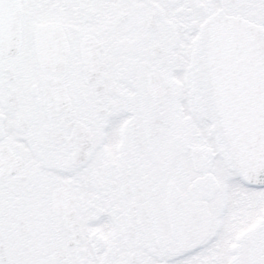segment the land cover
I'll return each instance as SVG.
<instances>
[{"label": "snow or ice", "instance_id": "obj_1", "mask_svg": "<svg viewBox=\"0 0 264 264\" xmlns=\"http://www.w3.org/2000/svg\"><path fill=\"white\" fill-rule=\"evenodd\" d=\"M0 264H264V0H0Z\"/></svg>", "mask_w": 264, "mask_h": 264}]
</instances>
